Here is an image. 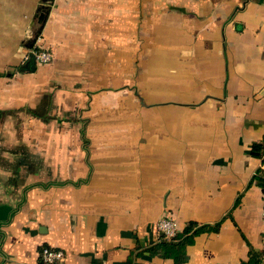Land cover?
<instances>
[{"label": "crops", "instance_id": "0c3cea01", "mask_svg": "<svg viewBox=\"0 0 264 264\" xmlns=\"http://www.w3.org/2000/svg\"><path fill=\"white\" fill-rule=\"evenodd\" d=\"M263 139L264 0H0V264H174L165 216L225 218L184 264L264 254Z\"/></svg>", "mask_w": 264, "mask_h": 264}, {"label": "trees", "instance_id": "16d2710c", "mask_svg": "<svg viewBox=\"0 0 264 264\" xmlns=\"http://www.w3.org/2000/svg\"><path fill=\"white\" fill-rule=\"evenodd\" d=\"M251 152L257 157H262L264 160V139L260 142H255L252 145ZM252 181H256L264 190V169H258ZM225 218L215 223H200L198 221H188L182 230H179L173 237L161 235L159 240L145 249L138 251L137 255L148 252L151 256H159L162 258L173 259L174 264H184L189 260L187 249L196 241V237L206 232H218ZM264 254L259 253L251 248L249 257L236 264H261ZM132 262L133 257H130Z\"/></svg>", "mask_w": 264, "mask_h": 264}, {"label": "built area", "instance_id": "2783aa9c", "mask_svg": "<svg viewBox=\"0 0 264 264\" xmlns=\"http://www.w3.org/2000/svg\"><path fill=\"white\" fill-rule=\"evenodd\" d=\"M30 53H34L36 60L39 63H48L52 60V53L47 49L33 48ZM264 216V211H263ZM158 230L160 235L166 237H173L178 232L176 221L170 218H164L158 223ZM40 262L42 264H64L66 262V252L62 248L53 246H42L39 253Z\"/></svg>", "mask_w": 264, "mask_h": 264}, {"label": "water", "instance_id": "95a60500", "mask_svg": "<svg viewBox=\"0 0 264 264\" xmlns=\"http://www.w3.org/2000/svg\"><path fill=\"white\" fill-rule=\"evenodd\" d=\"M36 62H37V60H36V56H35V54H34V53H31V54H30V59H29V61L27 62L26 67H27L28 69L34 70L35 67H36ZM261 264H264V258H263Z\"/></svg>", "mask_w": 264, "mask_h": 264}, {"label": "rangeland", "instance_id": "374dc122", "mask_svg": "<svg viewBox=\"0 0 264 264\" xmlns=\"http://www.w3.org/2000/svg\"><path fill=\"white\" fill-rule=\"evenodd\" d=\"M42 49H44V48H42ZM52 53V52H51ZM52 59H53V55H52ZM52 61V60H51ZM51 61H49V62H51ZM164 218H170L169 216H165V217H163L162 219H164ZM162 219H160V221L162 220ZM170 219H172V220H174L173 218H170ZM160 221H158V223L160 222ZM175 221V220H174ZM157 223V224H158ZM157 228H158V226H157ZM42 249V248H41ZM41 249H40V251H41Z\"/></svg>", "mask_w": 264, "mask_h": 264}]
</instances>
